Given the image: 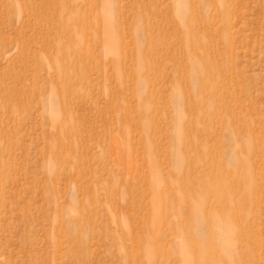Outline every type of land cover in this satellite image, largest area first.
I'll use <instances>...</instances> for the list:
<instances>
[{"label": "rangeland", "instance_id": "374dc122", "mask_svg": "<svg viewBox=\"0 0 264 264\" xmlns=\"http://www.w3.org/2000/svg\"><path fill=\"white\" fill-rule=\"evenodd\" d=\"M228 209L264 264V0H0V264H227Z\"/></svg>", "mask_w": 264, "mask_h": 264}, {"label": "bare ground", "instance_id": "6f19581e", "mask_svg": "<svg viewBox=\"0 0 264 264\" xmlns=\"http://www.w3.org/2000/svg\"><path fill=\"white\" fill-rule=\"evenodd\" d=\"M110 17V16H109ZM112 17V16H111ZM112 23V22H111ZM180 24H182L180 22ZM183 26H186L185 24H183ZM110 29V28H109ZM110 31H106V36L107 39L106 40V47H105V53L106 54H114L115 52V42L114 40L112 41V37L109 33ZM190 40H194V34L193 33H186L184 35V43L186 44L187 48H190V44L189 41ZM108 43V44H107ZM194 41H193V46H194ZM58 46V45H57ZM68 49V48H67ZM63 53V52H62ZM105 54V55H106ZM107 56V55H106ZM55 58V57H54ZM70 59V58H69ZM119 58L118 57H112V61L115 65V72L117 73V78L119 79L118 81H120V68H119ZM71 64V63H70ZM195 64V63H194ZM198 64V63H197ZM199 66V65H198ZM197 67V66H194ZM137 68H140L139 66H137ZM65 81V80H64ZM62 82V91L65 92V95L69 92H71L70 94H74L75 96L80 94V92L78 91V89L75 87H71L68 86L66 84V82ZM195 83V82H194ZM200 85V89L202 88V90L206 87H204L205 84H199ZM207 90V89H206ZM200 96V95H199ZM203 96V95H202ZM197 98V97H196ZM66 100L65 96L62 98L63 103H65L64 101ZM119 101L116 102V108H117V112L119 110ZM121 110V109H120ZM62 112H58L57 109L53 108L52 109V115H51V121L53 124V127L55 129V137L52 139V143H51V151L53 156H55V154H57L59 152V150H61V147L63 146L62 144V140L65 141L67 138V136L71 133L72 131V125L69 122V120H67L66 117L62 118L61 114ZM122 115V114H121ZM215 174L217 175L219 172V167L217 165H214ZM249 173V172H248ZM178 174V173H177ZM174 175V174H173ZM177 177V176H176ZM185 182V181H184ZM187 182V181H186ZM248 182V181H247ZM181 183V182H180ZM182 184V183H181ZM205 182L200 185H204ZM183 186V185H182ZM189 189L187 190H183V192H185L184 194V198L185 200L189 199ZM154 194L156 197V201L159 202L162 205V208L164 210V212L166 211L167 205L170 203V201L172 202V204L177 203L180 204L183 200L179 198H172V200H169V198L163 193V194H159V191H157V189L154 190ZM214 196V200L217 204L220 203L221 200H223L225 198V194L223 192V188L219 187L216 188L214 190V192L212 193ZM181 195V194H180ZM225 203L227 202H232V200L230 199H224ZM197 203V202H196ZM184 204V203H183ZM195 209V208H194ZM195 211V213L197 215H202L199 212V209L197 210H193ZM234 209L231 210H227L226 213H220L219 218H217V223H216V227H214L213 231H215L214 233L217 232H221L223 231V233L225 234V246L224 249L222 250V252H218L215 253L213 251H209L211 256H215V257H225V259H227V264H234L235 262L239 261V254H238V249L235 247L237 242H240L241 240H246L248 238V240L250 241L251 239L249 238L248 234L246 233V229L243 228H236L235 223H234V217L232 216ZM181 212V211H180ZM216 212V211H215ZM214 212V213H215ZM209 214V213H208ZM196 215V216H197ZM200 222V221H199ZM200 224V223H199ZM235 229H236V233H235ZM248 236V237H247ZM245 242V241H244ZM240 245V244H239ZM220 248V247H219ZM216 249V248H214ZM208 250H206L207 252ZM152 251L148 252V257L150 258V256L152 255L151 253ZM204 249L202 250L201 247H198L196 249L195 252V256H197L196 258H198L199 263H201V258L204 257L205 253ZM187 255V254H186ZM183 256V261L185 264H191V259H188L187 257H190L189 254L186 256ZM153 256V255H152ZM198 264V263H197Z\"/></svg>", "mask_w": 264, "mask_h": 264}]
</instances>
